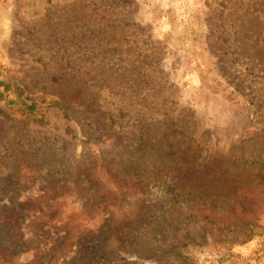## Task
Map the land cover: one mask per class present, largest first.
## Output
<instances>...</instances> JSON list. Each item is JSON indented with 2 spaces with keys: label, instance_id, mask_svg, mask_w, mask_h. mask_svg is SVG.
I'll return each mask as SVG.
<instances>
[{
  "label": "rangeland",
  "instance_id": "374dc122",
  "mask_svg": "<svg viewBox=\"0 0 264 264\" xmlns=\"http://www.w3.org/2000/svg\"><path fill=\"white\" fill-rule=\"evenodd\" d=\"M15 263L264 264V0H0Z\"/></svg>",
  "mask_w": 264,
  "mask_h": 264
},
{
  "label": "trees",
  "instance_id": "16d2710c",
  "mask_svg": "<svg viewBox=\"0 0 264 264\" xmlns=\"http://www.w3.org/2000/svg\"><path fill=\"white\" fill-rule=\"evenodd\" d=\"M15 87H16V89H18L19 90V92H18V94H19V96H22V89H21V87H19L18 85H15ZM9 88V84L8 83H4V87H3V89H8ZM37 99H38V97H33V96H30V95H26V96H24V100H23V102H24V104H25V106H26V109L28 110V111H33L34 109H35V104H36V102H37ZM44 196H39L38 197V199H35V201H39L40 199H42ZM85 203V201L84 200H82V204H84ZM21 205V204H20ZM16 264V263H15ZM18 264V263H17Z\"/></svg>",
  "mask_w": 264,
  "mask_h": 264
}]
</instances>
